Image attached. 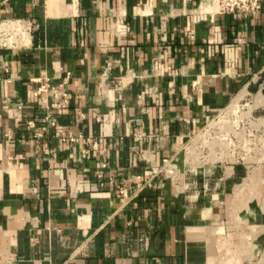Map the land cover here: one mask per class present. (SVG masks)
Instances as JSON below:
<instances>
[{"label":"crops","instance_id":"crops-1","mask_svg":"<svg viewBox=\"0 0 264 264\" xmlns=\"http://www.w3.org/2000/svg\"><path fill=\"white\" fill-rule=\"evenodd\" d=\"M237 104L242 144L264 1L0 0V264H264V149L199 143Z\"/></svg>","mask_w":264,"mask_h":264},{"label":"built area","instance_id":"built-area-1","mask_svg":"<svg viewBox=\"0 0 264 264\" xmlns=\"http://www.w3.org/2000/svg\"><path fill=\"white\" fill-rule=\"evenodd\" d=\"M263 1L264 0H219L220 3V13L227 15H235L241 18L247 16H255L262 12L263 9ZM22 23V20H19ZM24 36H27V30L22 31ZM38 95L42 99V105L47 110L50 109V103L48 98V88L47 86H42L37 92ZM64 98L62 100V105H59L61 108H64L69 103V96L67 94H63ZM238 105V104H237ZM222 114L218 116V118L210 125H208L202 132L203 137H215L217 141H229V147L231 149L235 148L234 154L240 156V151L242 150V146H245L248 150V154H256V150L264 149V133L256 132L255 130H250L247 132L246 138L247 140L241 144V141L235 138V136L231 137L230 132H227L225 128L221 126L220 118ZM220 123V124H219ZM33 126V123L31 122ZM236 128L235 130H237ZM238 146V148H237ZM246 151V150H244Z\"/></svg>","mask_w":264,"mask_h":264},{"label":"rangeland","instance_id":"rangeland-1","mask_svg":"<svg viewBox=\"0 0 264 264\" xmlns=\"http://www.w3.org/2000/svg\"><path fill=\"white\" fill-rule=\"evenodd\" d=\"M233 113H234V115L232 116ZM245 113H246L245 106L242 107V104L233 105L232 107H230L228 110H226L222 114V117L220 118L221 126L223 128H225V129H228L229 127L233 126V128H238L237 130H239V131L242 130L241 128L244 126V123H242L241 120L244 121V119H242V118L244 117ZM216 141L217 140H216L215 137L214 138L213 137H205L202 141L199 142L200 145L205 144L204 146H206V148H202V149H204L203 150V155H205V156H207L209 158L210 157H214ZM228 143H229V141H224V144H226V146L228 148H230ZM237 148H238V146H237ZM234 149L235 148H233V150ZM241 151H240V153H242ZM228 154H229V157H230L231 153L227 152V155ZM251 155H254V154H251ZM255 155H256L257 158L259 156H261V155H257V154H255Z\"/></svg>","mask_w":264,"mask_h":264}]
</instances>
